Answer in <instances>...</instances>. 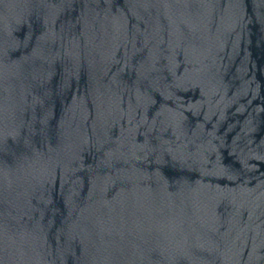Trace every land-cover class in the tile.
Segmentation results:
<instances>
[{"label": "water", "instance_id": "water-1", "mask_svg": "<svg viewBox=\"0 0 264 264\" xmlns=\"http://www.w3.org/2000/svg\"><path fill=\"white\" fill-rule=\"evenodd\" d=\"M0 264H264V0H0Z\"/></svg>", "mask_w": 264, "mask_h": 264}]
</instances>
